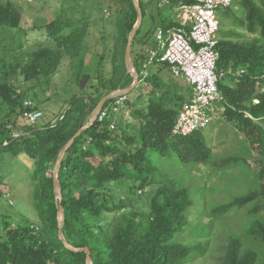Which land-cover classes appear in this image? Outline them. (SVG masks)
I'll list each match as a JSON object with an SVG mask.
<instances>
[{"label":"trees","instance_id":"trees-1","mask_svg":"<svg viewBox=\"0 0 264 264\" xmlns=\"http://www.w3.org/2000/svg\"><path fill=\"white\" fill-rule=\"evenodd\" d=\"M99 1L63 0L62 16L47 25L49 34L58 40L59 48L46 47L28 54L31 59L23 68L27 78L54 74L63 59V49L70 50L74 42L80 47L75 49L73 46V55L77 60L82 59L84 64L81 42L92 25L94 7ZM128 3L126 35L138 20L133 0ZM140 3L145 15L143 0ZM236 5L238 13L242 11L243 16L234 13L237 10L234 7L225 9L224 17H232L234 26H226V21L221 19L219 29L218 72L233 71L219 82L224 96L220 102L230 120L237 118L236 127L246 134L252 147L258 143L257 150L264 155V93L258 84L264 79V0H238ZM79 10L83 13L80 19L75 16ZM168 18L164 15L160 25L172 24L167 23ZM20 20V11L12 2L0 3V35H3L1 31L20 28ZM247 33L252 37L249 38ZM139 53L141 51L133 50L137 69L142 57ZM3 60L0 58V105L6 102L10 111L3 116L8 118L7 122L0 121V151L13 156L25 153L37 163L34 177L39 182L36 208L43 224L39 229L33 223L11 225L6 221L0 233V264H87L86 252L69 249L59 237L60 205L65 209V238L76 247H89L93 264H184L204 251L205 242L209 246V238L188 243L182 241L188 229L208 234L210 227H202L204 224L199 219L190 221L194 201L189 188L179 182H166L151 198L148 213L132 209L116 223H99L104 215L124 206L117 203L111 184L123 178H135L140 182L131 185L130 191L147 187L150 172L158 169L157 157L168 161L177 159L187 164L206 163L212 158V151L202 133L173 134L180 110L191 98L192 89L188 84L159 82L163 68H170L167 64H160L158 72H153L149 80V85L152 82L162 94H154L147 109L134 112V118L140 122L139 130L135 138L127 137L126 140L129 145L136 144L137 150L125 149L111 130L115 113H109L103 121L98 119L76 139L63 159L58 174L63 198L59 200L54 190L53 167L65 144L89 121L104 96L96 97L84 89V93L73 96L57 122L42 126L26 123L21 130L17 118L26 110L39 108L35 102L32 106H25V94L11 81L18 68ZM241 70L245 72L241 73ZM84 74L81 69L79 75ZM113 100H109L106 106ZM255 119L262 120L263 125ZM10 124L14 130L8 127ZM14 132L20 135L15 137ZM228 160L231 161L232 157ZM263 162L261 179L264 178ZM253 202H257V207L247 213L250 219L244 234L258 246L246 247L240 236L230 234L219 249L221 254L216 256L217 264H264L263 179L259 191H250L230 203L214 206L211 214L223 218L233 208H244Z\"/></svg>","mask_w":264,"mask_h":264},{"label":"rangeland","instance_id":"rangeland-1","mask_svg":"<svg viewBox=\"0 0 264 264\" xmlns=\"http://www.w3.org/2000/svg\"><path fill=\"white\" fill-rule=\"evenodd\" d=\"M1 2H12L19 9L21 27L1 31L3 35H0V58H4L3 61L7 64L16 65L17 74L11 81L25 94V100L32 99L43 112L37 124L42 126L57 122L73 96L84 93V89H87V93L100 97L118 88L129 87L134 82L125 63V40L129 36L126 35L128 0H100L99 5L94 7L92 25L87 30L85 40L81 42L84 64L81 63L82 59L77 60V56L73 55V46L75 49L80 47L74 42L70 50L63 49V59L54 74L34 79L27 78L23 72L24 66L31 59L28 54L46 47L59 48L58 40L49 34L47 25L62 16V8L65 7L63 0H0ZM143 2L146 12L133 48L135 52L144 49L149 36L160 25L162 17H170L171 13L169 8L159 7L160 0ZM235 9L237 10L234 13L243 16L242 11L238 13L239 7ZM224 12L225 10L221 14L222 21H226V26H234L233 18H225ZM82 15L81 10L75 12L78 19ZM159 68H154L153 72H158ZM81 69H84V76L79 75ZM158 81L188 84L185 79L176 77L168 67L160 72ZM139 86L127 95L128 105L116 113L115 121L111 124V130L124 148L132 151H136L138 146L129 145L126 138L134 137L139 130L140 122L134 118V112L147 109L154 94H162L152 82L144 89ZM221 104L222 102H217L214 105L215 115L211 122L199 131L212 151L209 162L187 164L177 159L168 161L164 157H157L158 169L150 172L147 187H137L130 191L131 185H138L140 182L135 178H123L111 184L117 203H123L124 206L114 213L104 215L99 223H116L132 209L138 213H148L150 200L158 190L166 182H179L189 188L194 201L190 221L199 219L204 224L202 227H210L208 234L202 230L194 233L188 229L182 237V241L186 243L209 238V246L205 242L204 251L197 253L184 264H217L216 256L221 254L219 249L227 242L230 234L240 236L246 247L256 248L258 243H254L244 232L247 220L250 219L247 213L257 207V202L244 208H233L223 218H215L211 214L214 206L230 203L235 197L250 191H259L262 179L264 181L260 177L264 155L257 150L259 144L252 147L246 134L236 127L234 122L237 118L230 120ZM9 111L8 104L3 101L0 105V121L7 122L8 118L3 116ZM17 119L18 127L22 129L27 120L24 116ZM255 120L263 125L262 120ZM10 125L14 130L15 127ZM231 157L232 160H228ZM36 170L37 163L25 153L13 156L9 152L0 151V233L3 232L6 221L11 225L33 223L39 229L42 227L43 221L36 208L39 189V182L34 179ZM261 213L264 214V210Z\"/></svg>","mask_w":264,"mask_h":264},{"label":"built area","instance_id":"built-area-1","mask_svg":"<svg viewBox=\"0 0 264 264\" xmlns=\"http://www.w3.org/2000/svg\"><path fill=\"white\" fill-rule=\"evenodd\" d=\"M237 1L174 0L173 3L172 0H160L161 8H170L167 23L172 24L158 26L154 43L141 51L137 70L139 85L147 86L153 69L165 63L176 77L186 79L191 85L192 97L180 110L173 129L176 136H189L207 127L215 115L214 105L224 99L219 82L233 71L218 72L220 12L233 7ZM258 84L264 93V79ZM33 104L32 99L25 101L27 107ZM127 105V95L115 98L111 105L104 106L98 119L103 121L109 113L116 114ZM23 116L28 124L36 125L43 112L26 110ZM9 128L13 127L9 125ZM19 135L14 132L15 137Z\"/></svg>","mask_w":264,"mask_h":264},{"label":"water","instance_id":"water-1","mask_svg":"<svg viewBox=\"0 0 264 264\" xmlns=\"http://www.w3.org/2000/svg\"><path fill=\"white\" fill-rule=\"evenodd\" d=\"M133 3L137 9L138 12V20L136 22V24L134 25V27L132 28V30L129 33L128 36V41H127V46H126V52H125V63H126V68L128 70V72L131 73L134 82L129 86V87H125V88H118L115 91H112L111 93L105 95L100 101L99 103L96 105V107L94 108V110L91 113V117L89 119V121L84 125L81 126L79 128V130L75 133L74 136H72L70 138V140L65 144V146L63 147L56 163H55V167L53 170V176H54V190L55 193L57 195V198L59 200H62L63 198V193H62V188L60 185V181H59V170L60 167L62 165L63 159L67 153V151L73 146V144L75 143L76 139L82 135V133L89 128L95 121L98 120L99 114L101 113L102 109L104 108V106H106V103L109 100L121 97V96H126L128 94H130L132 92V90H134L136 87L139 86V76H138V70L137 67L135 66V62H134V57H133V43L135 40V37L143 23V18H144V14H143V9L140 3V0H133ZM58 221H59V237L63 240L64 244L66 245V247H68L71 250H74L76 252L79 251H84L87 253V264H93V258H92V254H91V250L89 247H76L73 244H71L64 236V232H63V228H64V224H65V209L63 205H60L59 207V211H58Z\"/></svg>","mask_w":264,"mask_h":264},{"label":"crops","instance_id":"crops-1","mask_svg":"<svg viewBox=\"0 0 264 264\" xmlns=\"http://www.w3.org/2000/svg\"><path fill=\"white\" fill-rule=\"evenodd\" d=\"M160 7V6H159ZM237 7V5H236V2H235V4H234V8H236ZM224 11V9L220 12V14H222V12ZM249 38H251V37H249ZM149 43L146 45V46H148L149 44L150 45H152L153 43H154V34L153 35H150L149 36ZM145 46V47H146ZM145 47H144V49H145ZM143 49V50H144ZM140 55H142L141 53H139V57H140ZM137 56V55H136ZM140 59H142V57L140 58ZM61 66H62V63H61ZM159 70V69H158ZM180 78H182V77H180ZM184 79V78H183ZM186 80V79H185ZM186 82L188 83V81L186 80ZM188 85L191 87V85L188 83ZM191 89H192V87H191ZM193 93V92H192ZM191 97H192V94H191ZM190 100V99H189ZM39 125V124H38ZM22 130V129H21Z\"/></svg>","mask_w":264,"mask_h":264}]
</instances>
